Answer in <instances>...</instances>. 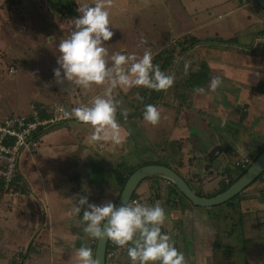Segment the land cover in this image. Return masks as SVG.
Masks as SVG:
<instances>
[{"label":"crops","instance_id":"0c3cea01","mask_svg":"<svg viewBox=\"0 0 264 264\" xmlns=\"http://www.w3.org/2000/svg\"><path fill=\"white\" fill-rule=\"evenodd\" d=\"M239 2L240 5L230 1L227 5L228 12H237L239 7L251 4V0H246L245 3L241 0ZM217 4L224 3L222 0H214L211 6ZM189 15L193 18V22L178 37L192 35L197 38V43L188 47L191 49L202 42L201 36L194 32L197 29L201 30L207 23L209 27L212 26L213 21H208L204 16L199 18L196 9H193ZM256 18L260 22L259 15H256ZM249 19L245 17L243 27L248 26L249 23L246 21L250 22ZM226 23L229 25L221 26L220 31L223 35H228L226 33L229 31L228 37H217L218 35L209 37L213 42L217 40L214 45H217L218 49H209V56L205 58L207 62L201 63V65L207 64V70L204 72L205 79L202 78L200 81V86L194 89L184 87L185 101H182L184 105L181 110L175 108L176 104L164 105L175 114L174 120H168L163 130L168 138L162 147V152L167 154L169 151L171 154L166 156V160L157 162L173 169L185 181L188 179L194 185L192 189L204 196L214 192L219 187L220 180L227 179L224 162L229 156L236 155L233 159L250 156L256 153L258 147L264 142V118L260 117V114L257 116L256 112L254 113V106L251 105L256 95L264 98V80L261 81V72H256L257 69L260 70V67H255L252 62L250 63L252 67L248 65L245 54L253 49H248L244 44L242 45L247 49L240 46L237 36H244L237 34L238 27L230 24V20ZM257 33L261 34L246 33L245 37H254L253 41H261L262 46L264 32L261 29ZM255 42L252 46L256 44ZM189 49L181 53L179 49L178 57L182 59ZM263 52L261 49V52L253 58L259 66L263 63L260 56ZM253 53L256 55L255 52ZM200 66L195 65L194 70ZM217 76L221 78L222 83L215 91H210V80ZM178 81L179 79H176L174 84ZM197 89L204 91L199 92ZM163 99L170 100L171 104L179 98L173 90L171 92L168 88L165 90ZM54 100V97L49 100L29 98L23 105V101L15 99L16 105L13 106L19 111L15 113H27L32 101L51 105ZM9 104V101L0 103V117H5L12 112V110H6V108L9 109ZM74 106L77 107L78 104ZM158 106L160 105L156 107ZM69 119L73 120L72 124L74 121L77 124H83L69 115L67 120L43 135L40 147L35 153L25 152L20 158L19 172L25 183V189L17 197L19 205L7 207L0 202V245L5 247L0 251L2 264H6V257L22 245L27 246L23 253L27 264L33 262L34 264H78L77 250L84 246L91 248L94 258L97 238H91L83 231L85 226V222L81 219L83 209L80 214L72 211L75 200L78 196L84 195L88 197L89 203L100 205L109 200L114 203L118 196V189L114 180V182L109 179L104 180L103 170L100 171V175L94 174L92 178H89L92 176V172L87 169L90 161L85 158L78 159V155L82 156L85 148L80 145L83 141L80 135L85 134V131L80 132L76 129L75 133L71 127H63V122H66L64 124L67 126ZM254 119L256 124L254 127L261 138L259 142L253 144L252 150L245 143L239 144L227 136L229 133H234L232 127L243 125L249 127L247 123ZM147 125L149 131L150 128L155 129V125L148 122ZM216 128H220L221 131ZM250 131L255 133L251 128ZM120 156V154L117 155L118 160ZM123 164L134 166L126 162ZM112 168L108 169L110 173ZM221 171L226 177L221 176ZM144 180L147 184L142 186V192L148 193L145 203L159 204L164 207V210L167 209L162 231L169 234L171 242L179 252L184 254L186 264H234L236 251L244 261L243 264H264V231L262 234L259 231L255 232L253 222L257 218V213L253 214L251 220L246 221L243 212L241 213L243 217L235 221L230 214L232 211L222 212L220 222H216L213 219V208H217L218 205L200 207L191 202L188 205L181 200L179 190L168 179L153 176ZM250 185L237 196L249 199L255 196L264 201L262 186ZM155 188L159 190L157 196L154 195ZM150 194L154 195L155 200L149 198ZM136 199L137 202H141L139 197ZM166 200L168 202H165ZM258 208L256 211L261 216H259L261 220L258 221L263 227V204H259ZM253 209L252 211L256 212ZM235 236L236 238H233ZM218 240L220 243L218 242L216 246ZM215 247L218 248L216 256ZM112 262L113 264H131L127 246L116 248ZM7 263L10 264L8 261Z\"/></svg>","mask_w":264,"mask_h":264},{"label":"rangeland","instance_id":"374dc122","mask_svg":"<svg viewBox=\"0 0 264 264\" xmlns=\"http://www.w3.org/2000/svg\"><path fill=\"white\" fill-rule=\"evenodd\" d=\"M64 1L0 0V103L9 101V109L6 108V110H12L11 113L19 112L13 106L16 105L15 99L23 101L24 105L29 98L49 100L52 97L55 98L54 101L56 102L65 103L68 108L67 110L71 113V109L75 107L74 105L78 104L80 106V103L90 104L91 101L88 99L93 100L96 96L103 95L109 87L107 81L101 85L94 84L87 89L71 83L67 84V82L63 85H58L55 82L53 69L58 67L56 62L59 55L57 46L62 39L67 37L72 27V19L75 18H67L64 15L66 11H63V13L58 11L59 3ZM74 1L76 3V10L81 4L91 5L95 3V0ZM222 1L224 4L211 6L214 0H106V6L110 12L109 27L114 33L110 40L105 42L108 55L123 52L135 53L137 57H140L147 49L151 51L152 62H154V55L164 49H179L177 41L183 37H177L183 34L182 32L192 24L193 18L189 14L193 12V9H196L199 18L204 16L208 21L212 20L213 25L209 27V23H207L201 30L197 29V32L195 31L194 34H199L202 42L199 40L201 42H199V45L191 49L188 48L189 51L184 54L182 59L178 55L177 57L175 56L176 59L174 58L172 61V69L165 71V74L173 76V84L176 79H179L178 83L174 84L170 91L172 92L173 90L179 99L185 98L184 85L187 84L186 80L192 76L191 73L195 71L194 66H200L201 63L207 62L205 58L209 56V49H218L217 45H214L217 40L215 39V42H213L209 37L215 35H218L217 37L229 36V31L226 33L228 35H223L220 31L221 26L229 25L226 23L228 20H230V24L238 27L239 33L237 34L244 36H237L239 45L245 49H253L245 54L247 63L251 67V62L255 67H260V70L257 69L256 72H261V81H263L264 52L260 55L261 59H263V63L260 66L253 58L261 52V49L264 51V45L261 46V41H253L254 37H245L246 33L256 32V34H261L257 32L261 29L262 31L264 30L263 10L254 0H251L250 5L244 4L245 6L239 7V11L230 13L227 8L228 3L233 1V3L240 5L239 0ZM79 15L80 13L77 11V16ZM256 15H259L260 22L257 20ZM245 17H249L251 21H246L249 24L243 27ZM209 41L212 44H209ZM254 42L256 44L252 46ZM187 46H189L188 43L182 47ZM253 52L256 55H253ZM205 65L206 68L201 69L203 73L207 70V64ZM10 70L13 71L11 72ZM178 70L181 71L179 72ZM203 79L205 78L203 77ZM143 88L145 87L135 86L127 89L120 87L112 89V97L118 102L116 114L121 116L116 118L122 130L120 143L92 141V128L89 125L77 124L75 121L72 124V119L68 120L67 126L64 124L66 122H63V127H71L75 130V133L77 132L76 129L80 132L85 131V134L80 135L83 141H79L81 147L85 148L83 149L82 156L78 153V159L85 158L90 161L87 169L92 172V176L89 178H92L94 174L100 175V171L103 170L104 180L109 179L113 181L114 178L108 170L110 167L123 162L133 164L135 167L141 162L151 163L166 160V156L171 154L167 150V154L162 152V147L166 144L168 138L163 130L166 128L168 120L173 121L175 118V114L172 113L170 108L161 105L156 107L160 113V119L154 126L155 129L150 128V131L148 130L149 126L147 122L143 118L139 117L138 114L132 115L141 109V106H138V104L141 101L140 90ZM162 100L163 98L160 101ZM251 105L254 106V113L256 112L257 116L260 114V117L264 118V98L256 95ZM125 112L126 115L124 114ZM257 116L255 117L257 118ZM1 118L3 117L1 116ZM255 119L247 123V126L253 129L255 133H250V128L243 125L241 127H232L234 133H229L227 136L233 138L239 144L245 143L252 150L253 144L259 142L261 138L260 133L254 127L256 125ZM216 129L221 131L220 128ZM67 153L73 154L74 152ZM118 154L121 155L119 160L117 159ZM235 156H229L224 162V165H226V168L232 175L236 174L235 172L233 173L236 170L233 162ZM222 175L226 177L223 171H221ZM186 182L191 188L194 187L188 179ZM23 184L25 189L24 181ZM144 184H147L145 180L141 181L134 191V195L139 197L140 203H145V198L148 196L147 192H142ZM260 185L262 186V183L260 179H257L250 186L260 187ZM153 191L155 196L159 194L157 188ZM178 193L182 201L187 204L190 203L183 194ZM154 195L150 194L149 198L155 200ZM17 197L19 195L12 196L4 191H0V202L7 207H17L19 205ZM261 200V198L255 196L249 199L236 195L229 199L228 202L218 204L217 208H213V219L216 222H220L222 212L227 213L228 211H232L230 214L234 217L235 221L243 217V215L244 220L249 221L253 217V214L257 213V218L253 221L255 223L254 228L255 232L259 231L262 234L264 226L262 227V224L259 223L261 218H259L260 214L256 211L259 204L262 203L264 207V201ZM165 202L168 201L166 200ZM252 209L256 212H253ZM241 213H243L242 216ZM233 238H236V236ZM238 238L241 239V237ZM218 242L219 240L216 246H218ZM4 248V246L0 245V251ZM26 248L27 246L22 245L16 249L15 252L6 257L7 261L10 264H27L23 256ZM214 253L216 256L218 248L215 247ZM235 254L234 264H243L244 261L241 259L239 253L236 251ZM7 261H5L6 264H8ZM30 264H34V262Z\"/></svg>","mask_w":264,"mask_h":264},{"label":"clouds","instance_id":"9594fccd","mask_svg":"<svg viewBox=\"0 0 264 264\" xmlns=\"http://www.w3.org/2000/svg\"><path fill=\"white\" fill-rule=\"evenodd\" d=\"M77 11L80 15L72 19L67 37L57 46L58 67L53 69L55 82L58 85L67 82L87 89L107 81L109 87L90 104L74 107L65 115L89 125L92 141L120 143L122 130L116 119L118 102L112 97V89L144 86L156 91L166 90L174 78L153 64L150 50L146 49L140 57L123 52L108 55L105 42L114 33L109 27L110 12L106 0H95L91 5L81 4ZM221 83L220 77H212L209 90L215 91ZM142 115L153 126L160 119L158 109L152 104L145 105ZM82 209L83 231L91 238L110 239L117 246H127L131 264H186L184 254L174 246L169 234L162 231L166 216L159 204L133 201L117 206L109 200L97 205L89 203L88 197L81 195L75 200L72 211L80 214ZM77 262L97 264L91 248L86 246L77 250Z\"/></svg>","mask_w":264,"mask_h":264},{"label":"built area","instance_id":"2783aa9c","mask_svg":"<svg viewBox=\"0 0 264 264\" xmlns=\"http://www.w3.org/2000/svg\"><path fill=\"white\" fill-rule=\"evenodd\" d=\"M243 3L246 0H241ZM11 72L13 70H10ZM67 106L62 102L51 105L32 102L27 113H10L0 120V180L2 191L9 195H20L24 190L23 179L20 176L19 164L23 153H35L45 132L56 123L65 121L69 115ZM235 168L247 169L251 164L248 156L233 159ZM260 181L264 191V171ZM228 182V179H225ZM137 202L136 198L129 203ZM119 247L109 240L106 250V264H113L116 248Z\"/></svg>","mask_w":264,"mask_h":264},{"label":"water","instance_id":"95a60500","mask_svg":"<svg viewBox=\"0 0 264 264\" xmlns=\"http://www.w3.org/2000/svg\"><path fill=\"white\" fill-rule=\"evenodd\" d=\"M264 12V0H254ZM264 171V148L251 162L244 173L224 191L213 196L198 195L188 183L173 169L162 164H145L136 168L127 178L114 204L129 203L135 189L141 181L148 177L168 179L191 204L200 207H212L224 203L239 194L245 187L259 179ZM110 239H96L94 260L97 264H106V250Z\"/></svg>","mask_w":264,"mask_h":264},{"label":"trees","instance_id":"16d2710c","mask_svg":"<svg viewBox=\"0 0 264 264\" xmlns=\"http://www.w3.org/2000/svg\"><path fill=\"white\" fill-rule=\"evenodd\" d=\"M58 11L60 13H63V11H66L64 13V15L67 18L76 17L77 16V10H76L75 1L74 0H65L64 2L59 3ZM181 37H183V38H179L178 37L179 39L177 41L178 42L177 43V47H179L180 53L182 51L187 50L188 47H191L193 44H195L198 41V39L193 37L192 35H184V36H181ZM186 43H188L189 46L183 48L182 46H184ZM179 49H172V50H165L164 49L165 51L163 50V51L157 53L156 55H154V62L153 63L155 65H159L160 70L162 72H165L168 69H172V66H173L172 61H173L174 58L176 59L177 55H179ZM159 61H161V62L158 63ZM201 66H203V67H201ZM201 66L198 69H196L194 72H192L191 73L192 76L189 77L188 80H186V82H187V84L185 85L186 89L187 88H189V89L193 88L194 89V88H197V87L200 86V83H201L200 81L204 77V73L202 72L201 69L202 68H206V65L203 64ZM173 85L174 84H172L169 87L170 90L172 89ZM140 94H141V97H140L141 101L139 102L138 106H141V109L137 113H133L132 114V115L138 114L139 117H143L142 113L144 111L145 105H147V104H152L155 107L157 105L174 106V104H176L175 108H178L179 110H181L182 106L184 105V103L182 101H185L184 98L183 99H177L175 101V103L172 102L171 104H170V100H167V99H165V100L163 99L162 101H160L162 98L165 97V90L156 91V90L149 89V88H146V87L140 90ZM54 102H56V101H54ZM34 103H36L37 105L42 104V103H39V102H34ZM119 117H121V116L116 114V118H119ZM124 117H126V116H124ZM60 123H62V122L56 123L52 128L48 129L45 133H48L53 128L57 127ZM263 148H264V142L258 147L256 153L248 156L251 159V161H253L256 158V156L263 150ZM145 164H161V163L160 162H151V163H149V162H141L140 164L136 165L135 167L131 166V165H126V164L121 163V164H118L117 166H115V167H113L111 169V174H112V176L114 178L115 185L117 186V189H118V196H119L120 191L122 190L123 185L125 184L128 176L136 168H138L139 166L145 165ZM226 169L227 168H225V170ZM245 170L246 169H243V170L236 169V170L233 171L236 174L232 175V174H230L231 172L227 169V171H225V173L227 175L228 182H225L223 179L220 180L219 181L220 182L219 183V187L214 192H212L210 195L208 194L206 196L210 197V196L216 195V194L224 191L229 185H231L236 179H238L244 173ZM231 176H233V177H231ZM259 179H260V177H259ZM0 191H2V182H1V180H0ZM196 193L198 195H200V196H204L200 192H196ZM132 198H138V197H136L133 194L131 199Z\"/></svg>","mask_w":264,"mask_h":264}]
</instances>
